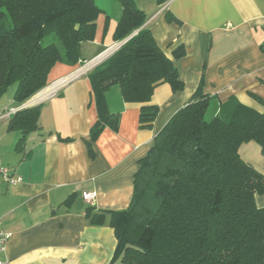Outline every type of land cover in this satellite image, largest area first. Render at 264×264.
<instances>
[{
    "label": "trees",
    "instance_id": "1",
    "mask_svg": "<svg viewBox=\"0 0 264 264\" xmlns=\"http://www.w3.org/2000/svg\"><path fill=\"white\" fill-rule=\"evenodd\" d=\"M135 0H118L121 17L113 41L124 42L87 72L96 109L90 128L94 140L105 127L116 130L119 114L106 107L105 92L117 84L125 102L139 103V127L149 128L158 113L150 103L153 89L183 82L174 61L156 45L146 14ZM158 4L164 0H156ZM93 0H0V99L16 84L20 107L50 84V69L79 61V45L95 35ZM4 21H8L6 27ZM137 30V31H136ZM136 33L133 34V32ZM175 60L185 52L177 47ZM200 87L154 137L138 161L127 208H86L90 224L107 223L116 237L114 259L122 264H264V209L256 194L264 173L244 161L239 146L254 141L264 165V111L229 101L205 118L210 97ZM41 104L16 109L8 130L19 133L14 149L39 129Z\"/></svg>",
    "mask_w": 264,
    "mask_h": 264
},
{
    "label": "crops",
    "instance_id": "2",
    "mask_svg": "<svg viewBox=\"0 0 264 264\" xmlns=\"http://www.w3.org/2000/svg\"><path fill=\"white\" fill-rule=\"evenodd\" d=\"M93 1L102 12L93 40L79 45L77 65H55L50 84L19 107L41 104L39 129L26 135L21 150L14 149L19 133L6 124L14 105L0 103V163L19 179L15 185L0 178V228L10 233L0 259L10 264H122L113 260V228L90 224L85 210L127 208L139 159L195 89L210 97V115L229 101L264 111V0H135L146 14L141 27L174 61L183 87L153 89L150 103L158 113L144 128L139 103L125 102L119 86H110L106 107L119 114L118 128L105 127L91 141L96 109L87 72L127 39L113 41L120 2ZM180 46L185 54L175 60L172 51ZM238 153L264 173L256 142L242 143ZM87 192L94 194L89 201ZM254 201L264 209V190Z\"/></svg>",
    "mask_w": 264,
    "mask_h": 264
},
{
    "label": "built area",
    "instance_id": "3",
    "mask_svg": "<svg viewBox=\"0 0 264 264\" xmlns=\"http://www.w3.org/2000/svg\"><path fill=\"white\" fill-rule=\"evenodd\" d=\"M12 110H9L6 115H9L11 113ZM11 173L9 172L8 168L6 166H4L2 163H0V178L4 181H6L7 183L10 184H15L18 182V178L14 177L13 175H10ZM92 197H94L93 192H87L84 194V197L86 200H91ZM1 223V222H0ZM10 237V233L5 232L0 228V251L4 248V245L7 241V239H9ZM0 264H10L9 261H5V260H1L0 259Z\"/></svg>",
    "mask_w": 264,
    "mask_h": 264
},
{
    "label": "rangeland",
    "instance_id": "4",
    "mask_svg": "<svg viewBox=\"0 0 264 264\" xmlns=\"http://www.w3.org/2000/svg\"><path fill=\"white\" fill-rule=\"evenodd\" d=\"M4 25L7 27L8 26V21H4ZM15 89H16V84H11V86H9L8 87V89H7V91H6V93L1 97V99H0V103H4V101L5 102H10V103H13V105H14V100H13V97L12 96H14V92H15ZM37 94V93H36ZM35 94V95H36ZM34 95V96H35ZM34 96H32L29 100H27V101H31V102H34V101H32V100H34L36 97H34ZM37 96V95H36ZM26 101V102H27ZM25 102V103H26ZM16 109H19V107H13V108H11L10 110H12L11 111V113H10V115H12L15 111H16ZM9 111V110H8ZM211 113H210V111H207L206 112V114L204 115L205 116V118L206 119H210L211 118V116L212 115H210Z\"/></svg>",
    "mask_w": 264,
    "mask_h": 264
}]
</instances>
